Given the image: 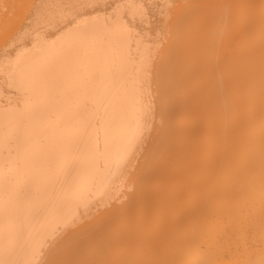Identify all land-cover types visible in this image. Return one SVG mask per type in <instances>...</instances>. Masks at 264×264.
<instances>
[{"label":"bare ground","instance_id":"1","mask_svg":"<svg viewBox=\"0 0 264 264\" xmlns=\"http://www.w3.org/2000/svg\"><path fill=\"white\" fill-rule=\"evenodd\" d=\"M210 1L181 28L174 0H35L7 32L0 264H264V0L252 29Z\"/></svg>","mask_w":264,"mask_h":264},{"label":"rangeland","instance_id":"2","mask_svg":"<svg viewBox=\"0 0 264 264\" xmlns=\"http://www.w3.org/2000/svg\"><path fill=\"white\" fill-rule=\"evenodd\" d=\"M11 1H13V0H8V3L11 2ZM17 1H19V0H17ZM17 1H14V3L17 2ZM25 1L27 2V6H28V7H26V11H25V8H24V7H25L24 4H26V3L23 4L24 7H23L22 5L19 6V7L23 8L24 11H23V9H21V8H20V10H19L20 13H19L18 11H16V12H17V15L19 14V16H21V17H22V15H23L22 18L20 17V18H21V20H20L19 17H18L17 15H16V16H12V14H13V11H12V10L14 9V11H15V8L18 7L19 3H18V2L16 3V6H17V7L14 5V8H11L12 3H13V2H12V3H10L11 5L8 4L9 7H10V8H9L8 5H6V4H7V1H5V0H1V2H0V3H1V5H0V6H1V7H0V15H1V16H0V17H2V14H3V15L6 14V15H5V16H6V17H5V18H6V19H5V22H4V18H3V19L1 18V20H3V22L5 23V24H4V23H3V24L6 26V25H7L6 22L9 20L8 18L11 17V16L13 17V22H12V24H11V22H10L11 19H10V20L8 21V22H10V24H9L8 26L14 25V20H15L14 18H15V17H16V19H17V18H18V19H17V22H15V26H11V29H9V31H7V30H8V29H7L8 26H7V28L3 27V28H5V29H3V30H5V33H4V34H5L6 36L3 37V36H1V34H0V36H1V37H0V40H1V42H2V43L0 42V43H1V44H0V48L2 47V44L6 43V42L9 40V38H10V36H11V33H10L9 35H8V33L11 32V31L13 32V30L15 29L14 27H16L17 24L19 25L20 23H24V22H25V19H26V16H27V11H28L27 9L30 8V7L32 6V2H34L35 0H31V2H30V0H29V3H28L27 0H25ZM193 1L201 2V0H193ZM218 1H221V2H218ZM231 1H232V3H231ZM235 1H236V3H235ZM247 1H248V6H247ZM259 1H262V0H257V1H255V0H250V1H249V0H245V2H244V0H229V2H227V0H211L210 2H206V3L203 4V5H206V7L209 8V13H210V14H211V12H212V14L214 13L213 11L210 12V8H212V10H213V6H212V5H214V8H215V5H218V4H219V6H216V7H217V8L219 7L220 10H222L223 7H224V10L220 11L221 13L219 12V9H218V12H219L218 14H220V15H218V14H217V15L220 16V19H219V17H216L218 20H215V22H216V21L219 22V20H221V21L219 22L220 24H222V22H226L227 19H229L230 24H231V20H232V19H233L232 21H234V18H235V19H236V18L238 19L239 14H241V13H243V11H245V13H244V20H243L244 22H243L242 20H240V21H242L241 23H244V24H241L242 26H240V27L238 26V25H239V24H238V21H239V20H237V22H236L237 25H236V24H235V25H232V26L229 25V28L231 27V28L234 29V30H233V29H232V30L235 31L236 26H238L237 28L240 29L241 27H245L246 23H247V26H246V27H247V28H248V27H251V29H252V25H250L251 22L248 21V20H252V19H249V18H248V17H251V13L249 12L250 8H247V7H250L251 4H252V5H251V7H252L254 4L259 3ZM19 2H20V4H21V1H19ZM23 2H24V1H23ZM233 2H234V3H233ZM262 2H263V1H262ZM4 3H5V4H4ZM174 3H175V4H174ZM174 3L168 8V12H171L172 16L176 19V17H177L176 15L179 14V15H178V17H179V16H180V13L183 11L182 9L185 7L184 5L187 3V0H174ZM208 3H209V4H208ZM212 3H214V4H212ZM237 3H238V4H237ZM240 3H241V4H240ZM244 3H246V4H244ZM250 3H251V4H250ZM211 4H212V5H211ZM236 4H237V5H236ZM242 4H243V7H244V8H243L242 6H239V5H242ZM3 5H4V6L6 5L5 7L8 8L7 11H8L9 13L5 11L6 8H5ZM203 5H197V6H195V8L198 9V10L200 11V13L202 14L203 17H204V16L207 17L206 13H207V9H208V8H206V7L203 6ZM210 5H211V7H210ZM226 5H227L228 10H226V9H227V8H226ZM2 6L4 7L3 9H2ZM187 6H188V5H186V7H187ZM202 6H203V9H200V7H202ZM220 6H222V7H220ZM182 7H183V8H182ZM186 7H185V8H186ZM192 7H194V6H192ZM204 7H205V9H204ZM231 7H232V8H231ZM236 7H237V9H234V8H236ZM239 7H240L242 10H240ZM188 8H189V6H188ZM195 8H194V9H195ZM217 8H215V9H217ZM221 8H222V9H221ZM225 8H226V9H225ZM229 8H230V9H229ZM215 9H214V10H215ZM231 9L233 10V12L231 13L232 15H230V17H225V16H224L225 18L222 17V16H223V13H224L223 11H225V12L228 11V12L230 13V11H232ZM248 9H249V10H248ZM17 10H18V9H17ZM21 10L23 11V12H22V15H21ZM181 10H182V11H181ZM185 10H186V9H184L183 12H184V13L186 12L185 16H186L187 19L189 20L190 16H193V13H191V15H190V13H189L188 15H190V16L188 17V15H187L188 12L185 11ZM187 10H188V9H187ZM229 10H230V11H229ZM234 10H236L237 12H236V11L234 12ZM238 10H239V12H238ZM179 11H181V12H179ZM189 11H190V10H189ZM241 11H242V12H241ZM250 11H251V10H250ZM1 12H2V14H1ZM3 12H6V13L4 14ZM11 12H12V14H11ZM16 12H15V13H16ZM178 12H179V13H178ZM183 12L181 13V15H182V14L184 15ZM216 12H217V11H215V13H216ZM248 12L250 13V15H249ZM7 13H8V16H7ZM215 13H214V15H216ZM234 13H235V14H234ZM10 14H11V16H10ZM210 14H209V15H210ZM233 14H234V15H233ZM197 15H198V14H197ZM224 15H226V14H224ZM236 15H238V16L236 17ZM241 15H243V14H241ZM172 16H171V17H172ZM212 16H213V15H212ZM212 16H210V17H212ZM12 17H11V18H12ZM178 17H177V18H178ZM181 17H182V16H181ZM181 17L178 18V20L180 19V21H181V22L179 21L180 23L178 22L179 25H178V23L176 22L177 25L180 26V27H181V25L183 26V25H184V22H185V20H184L185 18H183L184 16H183L182 18H181ZM198 17H199V16H198ZM206 17H204V18H206ZM214 17H215V16H214ZM231 17H233V18H231ZM241 17H242V16H241ZM246 17H247V18H246ZM24 18H25V19H24ZM191 18H192V17H191ZM193 18H194V17H193ZM193 18H192V19H193ZM216 18H214V19H216ZM223 18H224L225 20H224ZM7 19H8V20H7ZM182 19L184 20V22H182ZM187 19H186V20H187ZM199 19H200V18H199ZM201 19H202V18H201ZM201 19H200V20H201ZM209 19H210V18H209ZM241 19H242V18H241ZM1 20H0V21H1ZM6 20H7V21H6ZM18 20H20V21H18ZM22 20H24V21L22 22ZM197 20H198V18H197ZM212 20H213V18H212ZM168 21H169V18H168L167 22H165V23H161V22H157V21L154 22V21H153L151 24H152L153 29H155V28L157 27V28H159V29L161 28V31H163L164 26H168ZM176 21H177V19H176ZM189 21H190V20H189ZM193 21H194V20H191V22H193ZM191 22H190V23H191ZM206 22H207V21H206ZM206 22H205V24H206ZM218 22H217V23H218ZM245 22H246V23H245ZM248 22H249V23H248ZM153 23H154L155 25H154ZM157 23H158V24H157ZM182 23H183V24H182ZM185 23H186V22H185ZM198 23H199V22H198ZM217 23H216V24H217ZM234 23H235V21H234ZM234 23H232V24H234ZM1 24H2V21H1V23H0V27H1ZM159 24H160V26H159ZM191 24H192V23H191ZM193 24L195 25V23H193ZM196 24H197V23H196ZM200 24H201V25H204L203 20H202V23H200ZM228 24H229V23H227V25H228ZM248 24H249L250 26H248ZM4 25H3V26H4ZM156 25H158V26H156ZM185 25H186V26H185ZM185 25H184L185 28H186V27L188 28V27L191 26V25H190V26H187V24H185ZM188 25H189V24H188ZM217 25H218V24H217ZM222 25H223V24H222ZM224 25H225V24H224ZM224 25H223V26H224ZM227 25H226V26H227ZM154 26H155V27H154ZM246 27H245V28H246ZM1 28H2V27H1ZM9 28H10V27H9ZM12 28H13V29H12ZM181 28H182V27H181ZM183 28H184V27H183ZM222 29H223V28H222ZM3 30H1V31H3ZM228 31H229V30H228ZM228 31H227V33H226V31L224 30V33L226 34V36H228V35H227V34H228ZM233 31H232V32H233ZM241 31H242V29H241ZM7 32H8V33H7ZM216 32H218V31H216ZM216 32H215V31L213 32L214 35L219 36V35H218L219 32H218V34H217ZM229 32H230V31H229ZM238 32H239V31H237V33H238ZM242 32H243V31H242ZM244 32H246V31H244ZM244 32H243V35H244ZM247 32H248V33H249V32H250V33H251V32H255V33H256V31H252V30H248V29H247ZM220 33H221V31H220ZM224 33H221V35L223 34V36H224V35H225ZM250 33H249V34H250ZM196 34H197V33H196ZM202 34H203V33H202ZM231 34H232V33H231ZM233 34H234L233 38L236 37V36H238L237 34H235V32H234ZM238 34H240V33H238ZM263 34H264V33H263ZM198 35H199V34H198ZM235 35H236V36H235ZM245 35H246V33H245ZM247 35H248V34H247ZM252 35H253V36H254V35H258V32H257V34H252ZM252 35H251V36H252ZM229 36H230V33H229ZM219 37H220V36H219ZM249 37H250V36H249ZM229 38H230V37H229ZM236 38H237V37H236ZM2 39H4V40H2ZM230 40H231V41H230V42H231L230 44L232 45V41L235 42V40L232 39V35H231ZM180 43H181V41H180ZM192 43H193V42H192ZM220 43H221V42H220ZM227 43H228V41H227ZM228 44H229V43H228ZM230 44H229V45H230ZM231 45L229 46L230 49L228 48L229 50L232 49ZM175 46H177V45H175ZM180 46H182V45H179V47H180ZM183 46H184V45H183ZM232 46H233V45H232ZM179 47H178V48H179ZM172 48H174V47H172ZM176 48H177V47H176ZM178 48H177V50H178ZM187 48H188V47H187ZM193 48H194V47H193ZM184 49H186V48H184ZM194 49H197V48H194ZM194 49H193V50H194ZM200 49H205V48H200ZM220 49H221V48H220ZM222 49H224V48H222ZM189 50H190V49H189ZM216 50H219V49L217 48ZM182 51H183V48H182ZM185 51H186V50H185Z\"/></svg>","mask_w":264,"mask_h":264}]
</instances>
